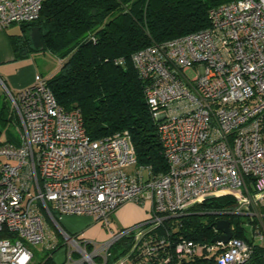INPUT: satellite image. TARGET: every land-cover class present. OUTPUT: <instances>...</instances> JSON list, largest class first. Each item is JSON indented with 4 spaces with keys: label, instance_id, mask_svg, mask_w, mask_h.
<instances>
[{
    "label": "built area",
    "instance_id": "built-area-1",
    "mask_svg": "<svg viewBox=\"0 0 264 264\" xmlns=\"http://www.w3.org/2000/svg\"><path fill=\"white\" fill-rule=\"evenodd\" d=\"M45 1L0 0V29L37 19ZM209 19L206 29L132 54L164 146V173L137 164L127 131L92 139L80 110L59 104L42 75L17 92L0 77L17 120L16 140H0V264H34L32 246H58L45 213L72 248L63 264H105L111 246L131 233V252L159 263L206 258L253 264L264 247V224L253 226L246 240L231 223L228 242L151 234L167 218L212 199H231L215 212L219 220L242 219L264 207V0L220 4ZM127 165L135 171H126ZM127 202L150 204V216L117 229L113 214ZM63 215H89L111 237L92 243L88 253L80 234L60 226ZM214 229L213 237L224 234L216 224Z\"/></svg>",
    "mask_w": 264,
    "mask_h": 264
},
{
    "label": "trees",
    "instance_id": "trees-1",
    "mask_svg": "<svg viewBox=\"0 0 264 264\" xmlns=\"http://www.w3.org/2000/svg\"><path fill=\"white\" fill-rule=\"evenodd\" d=\"M229 1L232 0H46L40 16L19 24L21 33L11 34L10 39L17 57L48 51L60 60V69L47 78L48 84L59 104L68 110H80L86 132L92 139L127 131L137 164L150 166L153 173L160 174L168 170V163L132 54L206 29L210 26V9ZM36 26L42 33L41 48H35L31 38L32 28ZM119 59H123V63H119ZM6 102L5 93L0 96L1 119L16 120L14 113L3 117ZM230 204V198L208 200L196 206L194 212L180 218H167L151 234L169 235L174 241L180 236L198 241L213 240L214 225L220 218L215 212ZM203 217L208 221H203ZM228 217L237 226L236 235L248 240L241 217ZM133 238L131 233L116 241L105 264H115L125 255L136 263L164 264L131 252ZM83 243L88 252L93 251L91 243ZM62 246L60 242L36 264H58L53 254ZM262 257L264 247H258L253 264H264ZM95 261L103 263L104 259L95 256ZM182 264L216 262L201 258L188 259Z\"/></svg>",
    "mask_w": 264,
    "mask_h": 264
},
{
    "label": "crops",
    "instance_id": "crops-1",
    "mask_svg": "<svg viewBox=\"0 0 264 264\" xmlns=\"http://www.w3.org/2000/svg\"><path fill=\"white\" fill-rule=\"evenodd\" d=\"M7 30L0 29V77L3 78L8 87L17 92L33 83L36 70L33 66L27 65V57H17L12 46L10 35ZM0 86L1 83H0ZM3 91V92H2ZM0 87V96L5 95V90ZM15 112V111H14ZM2 113V111L0 112ZM16 116V114H15ZM9 121V120H8ZM7 122V121H6ZM1 135V131H0ZM12 135V136H11ZM16 140V133L7 132L6 139L1 141ZM150 204H138L135 202H127L120 206L113 214L114 226L119 229L124 226H130L140 223L150 216ZM64 229L71 234H80L84 241L106 242L110 239L111 233L109 229L97 222L89 215H63ZM60 224V220H59ZM57 236V234H56ZM54 258V255H53ZM55 260V259H54ZM56 261V260H55ZM57 262V261H56ZM58 264L60 262H57ZM123 264H153L151 262L136 263L131 259L125 260Z\"/></svg>",
    "mask_w": 264,
    "mask_h": 264
},
{
    "label": "rangeland",
    "instance_id": "rangeland-1",
    "mask_svg": "<svg viewBox=\"0 0 264 264\" xmlns=\"http://www.w3.org/2000/svg\"><path fill=\"white\" fill-rule=\"evenodd\" d=\"M3 30H7V31H9V33H15V34H20L22 31L21 26L18 24L12 25L9 28H4ZM27 60H28V61H26L28 63L27 65L33 66V68L36 70V72L45 78H50L53 75H55L59 71L60 66H61L60 60L48 51L36 52V53L30 55L27 58ZM0 87H1V91H2V86H0ZM6 105H7V107H5V109H4L3 117H9L13 113L15 116L14 107L12 105L11 100L8 97H7ZM1 110L2 109L0 106V112H1ZM0 115H1V113H0ZM15 121L16 120L13 119L11 121L6 122V121L2 120L0 117V131H1L0 139L5 140L8 131L10 133H14V134L17 133L16 132L17 122H15ZM125 169L128 172H133V171H135V166L134 165H127L125 167ZM146 204H148V203H146ZM262 208H263L262 206L256 207L257 214L254 213V215H245L244 218L241 219L242 222H244L243 223L244 224L243 230H244L245 234L248 236L247 238L251 237L253 226H255L257 224H264V217L261 215L262 213H264V210H262ZM150 210H151V206H150ZM238 219L240 220V218H238ZM202 220L208 221V218L203 217ZM45 222H46L48 231H50L54 235L57 234L56 238L58 239V241L63 242V244H64L63 247H60V249L57 250L53 254L54 259L57 262H60L62 264H63V262H68L69 261V254L72 250L70 244L67 242L66 238L59 233L58 227L56 226L55 221L50 217V215H48V213H45ZM60 226L62 228L64 227V219L62 220L60 218ZM126 226H124V227H126ZM93 243H94L93 245H98V246L102 244V242H93ZM45 246H46V244H37V245L32 246V249L35 251L34 264L39 263L41 261L42 256L47 251H49V250H47V248H45ZM88 253H91V252H88ZM82 257L83 256H81V258Z\"/></svg>",
    "mask_w": 264,
    "mask_h": 264
},
{
    "label": "water",
    "instance_id": "water-1",
    "mask_svg": "<svg viewBox=\"0 0 264 264\" xmlns=\"http://www.w3.org/2000/svg\"><path fill=\"white\" fill-rule=\"evenodd\" d=\"M32 42L35 48L43 47L42 33L39 27H33L31 32ZM217 229L224 232L223 235H219L213 238V242L224 241L228 242L233 236L231 229V222L228 219H220L216 222Z\"/></svg>",
    "mask_w": 264,
    "mask_h": 264
}]
</instances>
